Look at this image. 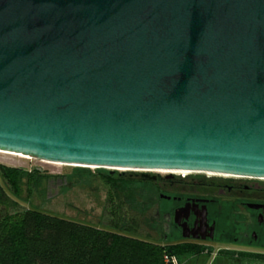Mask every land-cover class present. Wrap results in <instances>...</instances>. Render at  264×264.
Returning <instances> with one entry per match:
<instances>
[{
    "label": "water",
    "instance_id": "water-1",
    "mask_svg": "<svg viewBox=\"0 0 264 264\" xmlns=\"http://www.w3.org/2000/svg\"><path fill=\"white\" fill-rule=\"evenodd\" d=\"M0 150L264 178V0H0Z\"/></svg>",
    "mask_w": 264,
    "mask_h": 264
},
{
    "label": "rangeland",
    "instance_id": "rangeland-1",
    "mask_svg": "<svg viewBox=\"0 0 264 264\" xmlns=\"http://www.w3.org/2000/svg\"><path fill=\"white\" fill-rule=\"evenodd\" d=\"M3 166L17 167L28 172L36 170L42 175L54 176L49 183L43 179L37 187H33L28 197L27 190L24 191L19 199L24 206L31 205L60 216L89 222L100 228L110 229L112 225L117 224L120 233L140 239L170 244L183 242L179 240V235H173L171 229L166 226V212L174 202L166 199L165 195H176L177 191L196 189L190 188L189 185H176V182L163 184L164 181L159 180L162 190H157V182L155 184L138 180L123 184L122 190L117 192L116 186L113 187L106 182L101 177L102 174L112 173L117 176L119 173H126L130 174L127 176L133 177L132 174H139L142 171L51 163L0 152V170ZM147 172L161 179L172 174L177 179H185L188 182L193 179L229 177L196 172L185 174L164 173L158 170ZM0 181L6 189L9 188L1 172ZM8 193L14 197L10 191ZM227 199V195L223 196L219 203ZM224 203L222 208L223 212H226L230 210V205ZM221 223L223 226L226 221L223 220ZM126 228H130L131 231L124 232ZM187 243H191L192 247L198 250L192 249L178 257L172 256L174 263L264 264V257H230L228 248L232 246L225 243L214 241H205L200 244Z\"/></svg>",
    "mask_w": 264,
    "mask_h": 264
},
{
    "label": "trees",
    "instance_id": "trees-1",
    "mask_svg": "<svg viewBox=\"0 0 264 264\" xmlns=\"http://www.w3.org/2000/svg\"><path fill=\"white\" fill-rule=\"evenodd\" d=\"M0 172L9 187L6 189L0 181V264H176L172 256L198 250L187 242L170 244L129 236L120 233L117 224L110 229L100 228L24 206L19 201L23 192L27 190L28 197L33 187L43 179L49 183L54 176L10 166L1 167ZM127 175L130 174L104 173L101 177L116 186L117 192L132 181L156 184L139 174ZM156 189L162 187L156 184ZM127 231L131 229L124 230Z\"/></svg>",
    "mask_w": 264,
    "mask_h": 264
},
{
    "label": "flooded vegetation",
    "instance_id": "flooded-vegetation-1",
    "mask_svg": "<svg viewBox=\"0 0 264 264\" xmlns=\"http://www.w3.org/2000/svg\"><path fill=\"white\" fill-rule=\"evenodd\" d=\"M229 177L188 182L174 176H157L155 181L160 186L162 180L163 184L176 182L196 188L165 195L174 202L166 212V226L183 242L228 244L232 246L228 248L230 257H264V178ZM226 195L228 199L222 203L230 205V210L223 212L219 200ZM223 220L226 224L222 226Z\"/></svg>",
    "mask_w": 264,
    "mask_h": 264
},
{
    "label": "bare ground",
    "instance_id": "bare-ground-1",
    "mask_svg": "<svg viewBox=\"0 0 264 264\" xmlns=\"http://www.w3.org/2000/svg\"><path fill=\"white\" fill-rule=\"evenodd\" d=\"M0 152L2 153H7V154H13V155H18V156H21V157H26V158H31L30 156L28 155H24V154H21V153H15V152H10V151H3V150H0ZM117 169H121V168H117ZM157 171V170H156ZM160 172H168V173H179V174H185V173H191L192 171H184V170H158ZM195 173V172H194ZM197 173V172H196ZM208 174H214L215 173H208ZM218 175V174H217ZM219 175H225V174H219ZM229 176H232V175H229Z\"/></svg>",
    "mask_w": 264,
    "mask_h": 264
}]
</instances>
